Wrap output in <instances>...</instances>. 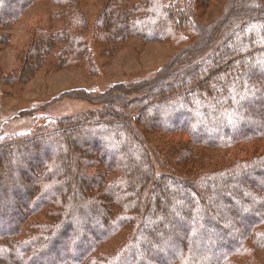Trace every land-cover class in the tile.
Returning a JSON list of instances; mask_svg holds the SVG:
<instances>
[{"label":"trees","instance_id":"trees-1","mask_svg":"<svg viewBox=\"0 0 264 264\" xmlns=\"http://www.w3.org/2000/svg\"><path fill=\"white\" fill-rule=\"evenodd\" d=\"M42 1L0 0V30ZM50 1L60 5L65 27L37 31L21 68L0 83L26 84L60 43L57 68L97 75L94 46L109 54L116 46L108 44L129 38L187 42L183 32H200L197 7L210 0H142L131 8L108 0L92 26L81 0ZM261 3H230L205 43L186 44L149 78L72 91L90 101L116 90L137 94L126 103L114 93L101 111L62 118L50 131L0 133V264H260L259 253L264 263V151L206 175H177L198 162L196 147L230 150L264 138V32H255L264 25ZM233 21L237 27L217 45ZM140 128L188 140L162 156ZM50 206L53 222L25 229L28 217ZM125 226L127 240L100 254Z\"/></svg>","mask_w":264,"mask_h":264},{"label":"rangeland","instance_id":"rangeland-1","mask_svg":"<svg viewBox=\"0 0 264 264\" xmlns=\"http://www.w3.org/2000/svg\"><path fill=\"white\" fill-rule=\"evenodd\" d=\"M107 1L81 0L79 6L91 26ZM126 1L127 7L131 8L142 0ZM236 1L239 3L243 1L247 6L259 5V3L263 5L261 3L263 0H210L208 3L202 2L201 5H198L195 14L197 22L195 26L198 27L200 32L198 31L197 34L188 31L183 32V34L189 36L186 38L187 42L174 44L167 41L146 43L139 38H129L122 44H108V47L116 46L115 51L109 54L103 52L100 47L94 46V50L97 51L95 59L100 70L97 75H90L81 66L57 68V59L54 55L61 51L64 43L58 44L29 82L13 86L0 83V133L4 137L12 135L13 137L22 138L33 135L39 130L50 131L52 124L62 118L101 111L105 106L103 102L112 100L114 93L117 96L122 93L126 99L125 103L129 99L132 100L135 95L137 96L136 93L130 92L131 94L127 96L120 90H116L106 99L94 101L77 98L75 97L77 94L72 91L85 89L87 91L102 92L116 83L127 85L155 75L158 70L172 62L176 55L185 51L186 44L205 43V36H209L212 32L211 29L214 27L212 24L215 23V20L221 18L223 14H226L224 10L230 3ZM1 7L3 8L2 4H0V11H2ZM60 10V5L50 0H44L30 7L14 25L0 30V76L16 72L21 68L23 63L20 56L29 50L37 31L55 33V31L58 32L65 27V21L57 15ZM236 23L233 21L229 27L224 28L222 36L216 42L217 45L224 41L229 29L234 30L237 27L238 24ZM261 31L264 32V25L260 26L255 32L259 33ZM86 36L93 42L92 30H89ZM258 43L260 42L258 41ZM215 48L216 46L210 48L208 54ZM148 113L152 116V113ZM35 128L36 131L34 132ZM142 128L140 130L144 132ZM142 138L147 144L159 151L162 156H166L173 147L183 146L188 140L183 134H167L162 131L154 133L145 131ZM261 140L254 143V145L237 146L230 150L196 147L195 153L198 162L193 161V163L183 164L177 175L185 178L195 173L206 175L220 170L224 166L246 160L257 152L253 150L264 151V138ZM173 149L175 150V148ZM158 172H161V170L159 169ZM51 209H55L54 206L45 207L37 214L28 217L25 229H31L30 227L33 224L53 222V219L48 215V211H51ZM128 235H130V227L125 226L108 242L102 244L97 249L98 252L100 254L101 252L114 253L127 240ZM19 238L23 239L25 235L23 234ZM64 255H67V253L65 252ZM257 256V261L264 264L260 253ZM58 257L62 258V256H53L52 261L58 259ZM42 261L47 262L46 260Z\"/></svg>","mask_w":264,"mask_h":264}]
</instances>
